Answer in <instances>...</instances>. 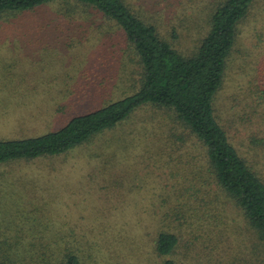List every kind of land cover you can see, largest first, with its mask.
<instances>
[{
	"label": "rangeland",
	"instance_id": "374dc122",
	"mask_svg": "<svg viewBox=\"0 0 264 264\" xmlns=\"http://www.w3.org/2000/svg\"><path fill=\"white\" fill-rule=\"evenodd\" d=\"M124 1L188 53L223 0ZM239 33L215 96V116L264 181V0ZM141 77L124 34L101 13L55 2L0 18V141L58 132L132 95ZM139 108L62 155L0 165V264H59L70 252L81 264H264V241L222 191L208 199L215 198L210 203L221 225L211 224L215 217L203 222L196 209L203 205L185 182L202 173L200 146L168 113ZM157 140L190 156L155 160ZM183 207L192 212L185 218L176 209ZM214 229L223 233L222 242L213 238ZM168 232L179 243L172 255L160 256L157 238Z\"/></svg>",
	"mask_w": 264,
	"mask_h": 264
},
{
	"label": "trees",
	"instance_id": "16d2710c",
	"mask_svg": "<svg viewBox=\"0 0 264 264\" xmlns=\"http://www.w3.org/2000/svg\"><path fill=\"white\" fill-rule=\"evenodd\" d=\"M258 1L220 2L208 16L207 30L201 40L191 51L184 53L165 40L154 25L141 20L124 0H0L2 19L55 2L76 4L101 13L124 34L127 46L137 56L142 71L138 91L95 112L72 119L58 132L33 139L0 141V165L62 155L93 136L114 128L141 109L139 107L151 105L168 113L170 123L181 125L200 146L204 165L197 171L202 173L196 179L190 175L185 182L191 187L190 197L196 196L200 201L198 204L203 205L196 208L203 213V222L215 217V223L211 224L221 225L222 221L217 216L219 212L215 204L210 203L216 200L208 199L210 194L217 195L222 191L233 201L240 216L259 235V239L264 241V181L229 142L214 110L215 96L222 87L228 61L238 42L239 26L247 20ZM170 39H177L175 31ZM157 142L159 144L154 143L157 145L155 151L151 152L155 154V160L169 157L170 161L172 157L174 160L190 156L187 150L181 153L179 148H162L164 145ZM175 181L182 182L179 179ZM176 209L180 210L179 215L184 214V218L186 212L192 213L188 208ZM2 212L12 217L9 211L8 214L4 210ZM190 213L188 215L193 216ZM214 232L213 238L222 242L223 233L216 229ZM178 243L174 232L161 233L157 238V253L170 256ZM62 258L59 264H81L73 252ZM163 264L177 263L166 259Z\"/></svg>",
	"mask_w": 264,
	"mask_h": 264
}]
</instances>
